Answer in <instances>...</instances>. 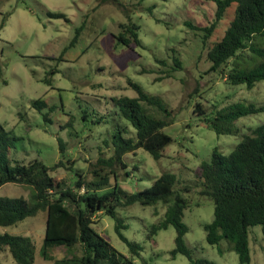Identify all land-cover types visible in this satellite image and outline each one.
<instances>
[{"label": "rangeland", "instance_id": "374dc122", "mask_svg": "<svg viewBox=\"0 0 264 264\" xmlns=\"http://www.w3.org/2000/svg\"><path fill=\"white\" fill-rule=\"evenodd\" d=\"M118 1L139 24L143 47L115 46L113 33L118 31V23L126 20V15L113 0H0V121L12 137L9 156L24 162L38 157L50 166L64 158L65 166H56L50 172L72 183L77 169L83 171L89 161L110 153L103 139L118 125L126 126L129 134L135 132L128 119L117 116L112 103L113 96L137 95L127 83L126 78L130 77L149 93L161 96L172 109V122L163 127L172 140L158 159L142 147L124 153L128 173L121 172L118 184L127 191H135L150 185L162 171L173 172L177 179L175 187L190 185L189 190L182 192L188 203L182 219L188 226L185 242L194 256L210 258L216 264H239L234 249L219 250V246L226 244L225 240L220 245L206 240L203 223L213 217V200L200 193L193 182L195 170L210 158L213 149L228 153L243 134L250 132V127L264 123V110L238 117L239 132L225 134L216 133L205 123L203 114L194 112L193 108L200 102L205 115L210 116L216 109L235 101L262 104L264 79L246 87L243 83H228L219 69H209L211 62L205 57L201 39L203 31L187 21L203 25L212 20L215 9L212 0ZM48 9L64 12L69 20L49 16ZM223 19L212 38L221 35L227 22V18ZM83 21L77 41L68 45L75 27ZM65 46L62 58L58 59ZM173 55L180 59L181 68L162 76L172 64ZM161 58L166 62H160ZM236 59L242 66L254 62L247 55ZM55 65L57 70L51 75V82H45L46 71ZM38 96L47 102L40 110L32 105ZM99 115L103 117L100 123L94 121ZM57 136L66 141L63 156ZM72 164V168L66 167ZM32 193L29 184L9 181L0 185V195L32 200ZM165 208L162 201L117 207L126 223L123 234L142 245L140 255L134 257L138 264H189L185 254L170 253L176 233L173 225L147 237L149 225L163 217ZM45 217V211L39 209L14 224L0 225L2 232L31 238L34 264H51L54 259L75 251L59 245L52 247L47 256L42 253ZM94 221L96 231L118 251L130 256L128 245L114 228L112 216L98 211ZM249 246L250 264H264L260 224L249 227ZM0 264L19 263L8 249H2Z\"/></svg>", "mask_w": 264, "mask_h": 264}, {"label": "trees", "instance_id": "16d2710c", "mask_svg": "<svg viewBox=\"0 0 264 264\" xmlns=\"http://www.w3.org/2000/svg\"><path fill=\"white\" fill-rule=\"evenodd\" d=\"M113 1L122 7L126 15V20L119 22L118 31L113 33L115 46L143 47L138 33L139 24L131 19L125 5L118 0ZM212 1L215 4L212 20L203 25L190 21L187 24L203 31L201 39L205 46V57L211 62L209 69H219L228 83H243L251 87L256 81L264 79V0ZM47 14L69 20L62 11L48 9ZM223 18H227V22L221 35L212 38ZM83 25L84 21L75 27L68 45L77 41ZM66 48H63L58 59L62 58ZM246 55L254 62L242 66L236 58ZM159 61L166 62L163 58ZM229 63L231 65L225 69ZM179 68L180 59L173 55L172 64L162 76H169L172 70ZM56 70V65L50 67L43 80L50 83L51 75ZM146 70L153 71L142 68V71ZM126 80L137 95L113 96L112 103L117 116L128 119L135 132L129 134L126 126L118 125L103 139L110 153L98 155L95 160L89 161L83 171L77 169L72 183L50 172L56 166H65L64 158L58 159L52 166L38 157L27 162L11 159L9 149L12 137L0 121V185L12 181L33 187L32 200L23 196L0 195V225L14 224L42 209L46 214L42 253L47 256L52 247L59 245L75 250L69 256L54 259L51 264H138L134 257L140 255L142 245L123 234L122 228L126 227V223L117 207L135 202L146 205L162 201L166 204L163 217L149 225L147 237L151 238L158 229L171 224L176 230L174 247L170 250L172 255L177 252L185 254L189 264H216L210 258L194 256L185 242L188 226L182 217L188 203L182 192L189 190L190 185L175 187L176 176L167 170L139 190L127 191L118 184L121 172L123 175L128 173L124 153L142 147L158 159L164 146L172 140L171 135L163 129L172 122V109L161 96L149 93L130 77ZM32 105L40 110L47 102L38 96L32 100ZM261 110H264V103L242 101L220 107L210 116L205 115L200 102L193 108L194 112L203 114L205 123L216 133L225 134L239 132L240 127L236 123L238 117ZM102 118L99 115L94 121L100 123ZM57 140L63 156L66 141L61 136H57ZM66 167L72 168L73 164ZM195 174L193 184L199 187L200 193L207 194L213 200V217L203 223L206 240L217 245L225 240L226 244L219 246L220 251L232 248L238 254L239 264H250L249 227L260 224L264 238V123L250 127V132L243 134L228 153L213 149L210 158L200 163ZM104 187L108 188L100 191ZM98 211L114 218V228L128 245L130 256L118 251L95 230L92 223ZM2 249H8L19 264H34V243L27 235L0 231Z\"/></svg>", "mask_w": 264, "mask_h": 264}]
</instances>
